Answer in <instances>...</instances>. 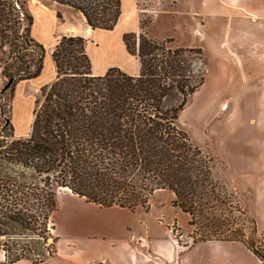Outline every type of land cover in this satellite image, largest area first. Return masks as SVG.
I'll return each instance as SVG.
<instances>
[{"label": "trees", "instance_id": "obj_1", "mask_svg": "<svg viewBox=\"0 0 264 264\" xmlns=\"http://www.w3.org/2000/svg\"><path fill=\"white\" fill-rule=\"evenodd\" d=\"M53 1L82 13L93 29L113 30L122 15V0ZM27 6L28 0H0V70L7 82L15 77L12 89L44 68L46 48L32 36L35 17ZM123 39L139 59L138 75L119 67L94 75L86 39L59 38L52 53L57 78L42 87L44 99L30 132L17 136L10 121L0 132V160L29 170L32 178L26 182L24 174L0 171V215L44 237L63 188L103 207L130 209L168 189L175 194L173 205L191 216L198 241H240L263 260L242 239L238 213L243 211L220 192L211 158L175 126L189 97L204 84V74L186 49L168 46L170 41L135 32ZM175 95L178 100L167 104Z\"/></svg>", "mask_w": 264, "mask_h": 264}, {"label": "rangeland", "instance_id": "obj_2", "mask_svg": "<svg viewBox=\"0 0 264 264\" xmlns=\"http://www.w3.org/2000/svg\"><path fill=\"white\" fill-rule=\"evenodd\" d=\"M38 1L39 3L34 0L33 2L32 0H28V10L33 14L34 17L35 13H39L40 11V7L38 8L37 5L42 4L50 8L53 4L52 0ZM122 1L124 3V14L121 15L122 19L120 17L121 21L119 20L120 23L118 22V28H115L113 32H100L97 36L100 47L99 49L97 48L93 53V60L96 63V68L98 70H101L110 62H127L126 51H124L125 47L122 48L121 46L122 33L123 35L128 32H135L137 34L143 33L155 41H170L168 43V46L180 47L187 50V54L194 61L195 68L197 69L198 73L204 74V82H210V84L212 85L210 86L208 84L210 86L209 90L206 86V88L202 91H209V98H207L206 100L202 99L200 106V102L197 104V106H194L195 101L192 98L193 94L191 95L192 97H189L187 104H185V106L181 109L179 117L175 121V126L179 130L187 134V137L193 147H198L205 156L211 158V170L213 176L218 182L219 189L221 190L220 192L228 195L231 206L234 207L236 206L235 204L238 203V205L241 207V210L243 211L242 213H238L240 222L239 225L242 228V239L246 243H249L263 258V260H260L249 248H247L244 243L243 244L245 247H243V249L230 248L228 249V254L224 255H221V253L213 254L209 249H207V247L203 245V247L201 246L197 250H194L192 255H190L189 264H263L264 231H260L258 229V233L254 232L250 217L251 214L246 212L248 208L245 209L247 200L244 194H241L240 192L237 193L241 185L238 181L234 182L233 180H231L228 171L229 169L218 156V150L216 149L218 145L217 141L213 138L214 135L208 134L211 132L205 124L208 123L209 125L210 123L207 122V119L210 117V112L212 113L211 107H214L217 99V93L221 91L218 89L223 87V83H220L221 85H218L217 88H212L215 87L213 85L214 83H216L215 80L217 75L214 74L215 69H211L210 74H207V69L211 55H216L219 50L218 44L220 41V29L222 28L221 30L225 31L226 26L228 28V23L231 22L229 21L231 19L227 17V14L229 13L238 15L235 16L237 17V19H234V28H239L245 33H242L243 38L240 41V49L242 50H240L239 53V64L234 65V67L232 66V69H229L228 71L230 76L234 75V77L238 78L239 84L237 86L234 85L227 88L226 91L228 92L226 94L229 93V97L231 95L234 96V93L236 92L239 93L238 101L240 118L249 117L248 114L249 110L251 109L254 111L259 110V113H263L264 0H241L240 7L237 11H231L232 9L228 10L224 5L225 1L231 3L233 0ZM71 14V17L74 20V11H72ZM250 22H254L249 32L251 34L246 35V27H248L247 25L250 24ZM40 27H42V24L39 25V28ZM39 28L37 27V35L39 34L43 39L50 42L52 38V35H50V30L44 31ZM248 29L249 28H247V30ZM233 33L237 32L232 31L229 36L232 37ZM45 48L46 56L44 59L45 69L43 68V79H51L54 75V61L52 57L47 55L48 50L47 47ZM136 58L138 59V57ZM55 80H53V82ZM20 82L21 81H18L13 89L12 87H10L5 92H0V132L4 124L7 121H10L11 125L16 130V133L25 136L28 132H30V127L34 120V114L38 109V101L42 102L44 99V95L41 87L35 94H32L30 99H27L26 96H24L26 92V86L24 84L20 89V92H22V94L16 101H14L16 95V87ZM6 83L7 78L5 77L4 86L6 85ZM241 93L245 94V96L241 97ZM173 100H178V96L175 95L167 99V104H169L170 102L173 103ZM196 102H198V100ZM204 109L208 110L200 117L196 118L197 112L204 111ZM200 119L204 121L202 122L201 120V122H196ZM256 119H258V117L254 116L253 121ZM262 122L257 121L256 128H258L262 124ZM244 126L245 125L241 127L242 132H244ZM7 131L11 132L10 126L7 127ZM260 135L263 136L262 134ZM254 141L255 140H252L251 142ZM256 142L257 144L255 145H259L260 148L264 150V140ZM0 171H2V174L4 175L17 174L21 176L22 174H24L26 178H24L23 181L26 182L32 179L29 177V170L15 164H10L4 160H0ZM35 182L37 183V185H43L39 182V180H36ZM60 193H68L71 195L74 194L73 192H71V190L65 188L58 192L57 209L52 216L51 222L47 227L48 229L46 230L44 237L34 234L32 231H29L0 215V232H2L3 234L0 236V243H2V245L0 246V264H13L11 262L16 261L19 257L22 258L19 261L25 260L29 262L27 264H36L34 260H40L49 255V251L51 250L52 245V255L48 256L47 258L55 255L57 242L59 240V236L57 235L55 228V220L57 218V211L59 208ZM155 193L158 194L159 191L156 190V192H154L150 196L145 206H138L134 209H128L133 211L139 209V211L149 212L151 211L152 205L154 204L157 205L159 209L164 208L163 210H168V214H172L174 212L185 214L188 219V224H185L183 226L176 222L174 226L171 227L172 232L170 233L173 237H175V239H177L179 244L180 250L178 251L179 253L177 259L182 260V255L183 252L186 251V248L206 241H198L199 235L195 231V227L191 226L189 223L191 220V216L183 212L179 207L173 205L175 195H171V198L166 196L160 197V200L158 201L159 198L156 197L155 199ZM221 208L222 207L220 206V209ZM223 208H225V206ZM226 208H228V206H226ZM217 214H219V211ZM159 219L163 218L161 217ZM209 260H211V262H208ZM170 264L178 263L175 262Z\"/></svg>", "mask_w": 264, "mask_h": 264}, {"label": "crops", "instance_id": "obj_3", "mask_svg": "<svg viewBox=\"0 0 264 264\" xmlns=\"http://www.w3.org/2000/svg\"><path fill=\"white\" fill-rule=\"evenodd\" d=\"M34 1L39 3L38 0ZM240 1L233 0L231 3L225 1L224 5L228 10L237 11L240 7ZM52 2L53 4L50 8L42 4L37 5L38 8L40 7V11L35 13V22L32 27L33 37L47 47L48 56L52 57L60 37L82 36L87 39L86 47L92 61L94 75H104L111 67H119L131 75L140 73V62L128 52L123 33L121 34V46L122 48L125 47L127 62H110L101 70L96 68L93 53L100 47L97 39L98 34L103 31L113 32L115 28H118L119 24L113 30L108 31L93 29L82 13L77 12L71 6L59 4L53 0ZM123 5L122 1V15L124 14ZM72 11H74L75 15L74 20L71 17ZM58 13H61L62 17H59ZM235 16L238 15L227 14L231 22L228 21V28L226 26L225 31L221 30L222 28L220 29L219 50L216 55L209 56L207 74H210L211 69H215L214 74L217 75L216 83L213 85L215 87L212 88H217L218 85H221L220 83H223V87L218 89L221 91L217 93L214 107H211L212 113L210 112V117L207 119V122L210 123L205 125L211 132L207 133L214 135L213 138L217 141L218 156L229 169L231 180L234 182L238 181L241 185L237 193L244 194L249 213L255 218L258 229L264 231V150L259 145H255L257 144L256 141L264 140V107L263 113H259V110L254 111L251 109L249 110V117L240 118L239 93L236 92L234 96L231 95L229 97V93L226 94L228 92L226 91L227 88L239 84L238 78L234 77V75L230 76L228 71L232 69V66L239 64V53L242 50L240 49V41L243 38L242 33H245L239 28H234V19H237ZM253 23L250 22L247 25L246 35L251 34L249 32ZM41 24L42 27L39 28ZM37 27L44 31L50 30V35H52L50 42L43 39L39 34L37 35ZM247 28L249 29L247 30ZM232 31L237 33H233L231 37L229 35ZM53 67L54 75L51 79H43L44 68L39 77L18 83L14 101L22 94L20 89L24 84L26 86L24 96L30 99L32 94H35L41 87L53 82L57 78L55 62ZM4 83L5 77L0 70V92ZM204 83L192 95L193 97L191 96L195 101L194 106H197L199 102L200 106L202 99L206 100L209 98V91H202L206 86L209 90L212 84L210 82ZM243 96L245 94L241 93V97ZM197 100L198 102H196ZM207 110L204 109V111L197 112L196 118ZM254 116L258 117V119L253 121ZM201 120L196 122H201ZM257 121H263L260 126L258 125V128H256ZM243 125H245L244 132H242L241 128ZM15 134L23 136L16 133V130ZM252 140L255 141L251 142ZM157 191L159 193L154 195L155 199L156 197L159 198L158 201L160 197L171 198V195H175L168 189H159ZM163 209H159L154 204L149 212L139 211V209L133 211L118 206L103 207L88 202L74 194L60 193L59 208L55 220V228L59 236L56 253L40 264H170L175 262L178 264H189L190 255H192L194 250L201 246L203 247V245L211 253H221V255L228 254V249L230 248L243 249L245 247L240 241L213 240L200 242L186 248L182 255L183 259L178 260L179 244L177 239L170 234L172 232L171 227L176 222L184 226L188 224V219L185 214L178 212L168 214V210ZM161 217L163 219H159ZM208 262H211V260ZM27 263L29 262L22 260L13 264Z\"/></svg>", "mask_w": 264, "mask_h": 264}, {"label": "water", "instance_id": "obj_4", "mask_svg": "<svg viewBox=\"0 0 264 264\" xmlns=\"http://www.w3.org/2000/svg\"><path fill=\"white\" fill-rule=\"evenodd\" d=\"M14 80H15V77L11 78V79L6 83V85L4 86L2 92H5L7 89H9L10 86L12 85V83L14 82Z\"/></svg>", "mask_w": 264, "mask_h": 264}]
</instances>
